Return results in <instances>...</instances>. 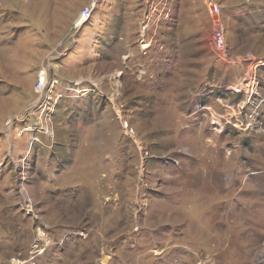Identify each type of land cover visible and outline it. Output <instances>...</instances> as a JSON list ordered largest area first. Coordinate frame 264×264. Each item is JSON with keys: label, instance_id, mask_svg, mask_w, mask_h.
Returning <instances> with one entry per match:
<instances>
[{"label": "rangeland", "instance_id": "374dc122", "mask_svg": "<svg viewBox=\"0 0 264 264\" xmlns=\"http://www.w3.org/2000/svg\"><path fill=\"white\" fill-rule=\"evenodd\" d=\"M34 256L264 264V0H0V264Z\"/></svg>", "mask_w": 264, "mask_h": 264}, {"label": "built area", "instance_id": "2783aa9c", "mask_svg": "<svg viewBox=\"0 0 264 264\" xmlns=\"http://www.w3.org/2000/svg\"><path fill=\"white\" fill-rule=\"evenodd\" d=\"M93 17V7L89 6L86 7L82 10L80 13L79 19L74 23V28L76 30H79L86 22L90 21ZM211 41L214 46V49L217 53L220 54H226L227 50V39H226V29L223 26L221 22H219L216 25V28L212 32L211 35ZM253 85L247 89V95L250 94V97L255 94L257 85H256V78L252 80ZM50 84V77H49V70L48 69H43L39 72L38 74V81L35 86V90L38 93L45 92L47 89L48 85ZM81 84H74L70 89H68L70 92H79L77 87H80ZM115 113L120 120L122 127L124 131L127 133L128 136L133 137L135 135V131L133 127L131 126V123L129 120L126 119L125 116V107L123 104H115ZM38 242V240L36 241ZM36 248H38V244H35ZM35 248V247H34ZM37 255H43L44 249L41 251H37ZM38 256H34L32 259L28 261H21L20 259L17 258H12L11 259V264H37L35 259Z\"/></svg>", "mask_w": 264, "mask_h": 264}, {"label": "bare ground", "instance_id": "6f19581e", "mask_svg": "<svg viewBox=\"0 0 264 264\" xmlns=\"http://www.w3.org/2000/svg\"><path fill=\"white\" fill-rule=\"evenodd\" d=\"M242 85H243V84L239 83V84L237 85L236 88H237V89H240V88L242 87Z\"/></svg>", "mask_w": 264, "mask_h": 264}]
</instances>
